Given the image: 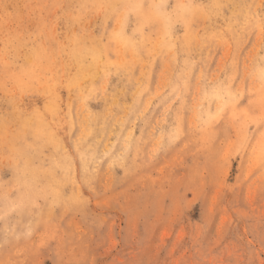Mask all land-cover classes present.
Listing matches in <instances>:
<instances>
[{
    "label": "rangeland",
    "instance_id": "rangeland-1",
    "mask_svg": "<svg viewBox=\"0 0 264 264\" xmlns=\"http://www.w3.org/2000/svg\"><path fill=\"white\" fill-rule=\"evenodd\" d=\"M0 264H264V0H0Z\"/></svg>",
    "mask_w": 264,
    "mask_h": 264
},
{
    "label": "bare ground",
    "instance_id": "bare-ground-1",
    "mask_svg": "<svg viewBox=\"0 0 264 264\" xmlns=\"http://www.w3.org/2000/svg\"><path fill=\"white\" fill-rule=\"evenodd\" d=\"M138 14V13H137ZM112 50V49H111Z\"/></svg>",
    "mask_w": 264,
    "mask_h": 264
}]
</instances>
